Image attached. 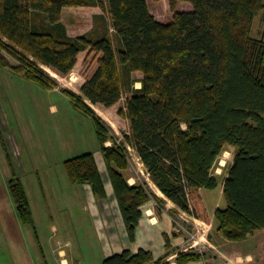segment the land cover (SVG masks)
Segmentation results:
<instances>
[{
	"label": "trees",
	"instance_id": "1",
	"mask_svg": "<svg viewBox=\"0 0 264 264\" xmlns=\"http://www.w3.org/2000/svg\"><path fill=\"white\" fill-rule=\"evenodd\" d=\"M177 2L192 10L176 11L162 24L146 0H0V67L47 90L57 83L41 65L86 80L81 95L67 89L63 94L95 122L131 242L143 207L155 201L162 208L165 200L147 182L130 183L125 144L85 102L111 108L125 89L126 110L119 112L130 121L125 138L152 182L179 210L209 225L203 192L220 184L227 207L214 211L215 231L229 242H245L264 231V39L252 36L264 0H173V10ZM78 7H99L103 14L95 16L99 26L92 32L71 37L62 11ZM135 72L143 74L139 89ZM227 150L232 160L219 183L213 170ZM64 167L72 185L86 184L96 198L108 197L94 153L68 159ZM7 186L20 223L33 224L20 177H11ZM166 242L170 251L168 236ZM169 257L155 260L150 251L125 250L102 264H170ZM201 259L196 252H179L175 262Z\"/></svg>",
	"mask_w": 264,
	"mask_h": 264
},
{
	"label": "rangeland",
	"instance_id": "2",
	"mask_svg": "<svg viewBox=\"0 0 264 264\" xmlns=\"http://www.w3.org/2000/svg\"><path fill=\"white\" fill-rule=\"evenodd\" d=\"M168 2L172 4L173 0H168ZM252 36L257 39H264V11L259 13L255 18ZM9 59L12 60L13 58ZM40 67L44 69L45 73L54 79L55 84L57 83L56 85H59L58 78L51 69L43 65ZM0 69V71H2V68ZM76 74L79 75V73ZM59 81L63 83L67 82L63 79H60ZM39 90L44 92L46 97L42 94L40 95V98H38L36 94L30 96L37 101V104H39L37 109L40 113V117L35 118L31 116L30 111L29 122L36 123L42 121L43 123L44 120H46L49 125H26L28 127L31 126V131L29 136L23 134L22 148L25 151V145H27L28 149L26 148L25 156H22L21 160L23 162L25 160L26 163L28 162L32 168L41 166L45 172L40 174V176L33 175V173H26V165L22 173L23 175L20 176L28 194L31 212L33 214V224L24 226L26 227L25 231L27 237L24 236L23 238L24 241H26V244L27 241L29 242V245L33 243V245H36V249H38L39 253H46L48 256L49 253L51 254L53 252L54 248H57V241H62V244H64L66 243L64 241L69 239L71 241V246H67L66 250L70 253L71 257L75 254L83 253L86 255L88 262L96 264V262H99L101 259V251L99 243H96L93 238L95 236L94 228L97 226L98 228H104L105 226L110 225V229L116 230L118 234L119 228L125 226L111 185L107 165L104 156L100 151V144L96 137L95 122L90 116L74 106L67 96H61L57 93L49 94L46 90L40 87ZM128 97V92L125 89L123 98L112 110H110L104 119V123L107 128L110 129V134L116 137L120 143H124L128 150L127 153L130 160V168L127 174L130 183L134 185L147 182L151 191L158 195L161 191L152 182L137 152L125 138V136L131 134L130 121L121 117L119 112L121 110H126ZM51 104H54L57 108L54 116L49 114L51 113ZM59 128L62 130V136H58ZM68 132L72 134V139L69 141L70 144L62 147L59 151L56 148L53 155H50L48 160H42L45 156L44 152L47 149V142L52 139L62 141V139L65 138L67 140L66 135ZM3 134V127L0 125V137H2L1 135ZM29 142H33L32 147H30ZM110 145L111 143H108V146ZM86 153H96L98 167L109 193L108 197L104 200L95 198L96 200L94 203L97 206H90L88 212L83 210V185L70 184L67 186L66 181L68 180V176L63 163L68 159ZM232 154L233 152L230 150L225 151L214 167L213 173L219 179V183L225 175L228 163L232 160ZM10 166H13L14 168L15 163H12L11 165L7 164V166L2 164L0 167V175L2 177L0 178V221L5 219L10 220L11 218L18 219L9 190H6L5 186L10 179L6 177L10 176L8 175ZM40 183H43L42 187H40ZM86 186L90 187L89 185ZM74 192H78L81 196L82 203H79L77 207H74L70 201V196H75ZM89 195L91 196L90 191ZM159 196L163 197L166 201L162 206L164 211L167 212L169 209L168 207L175 205L164 195ZM203 197L208 213L211 217L210 225L195 220L194 217L179 210L176 205L177 210H170V212L173 211V214H171L173 219L171 223L174 232L181 236L184 241L182 242L183 244L181 243L174 247L171 245V249H174V252L184 250L186 252L198 253L200 246H204L205 244L208 245L209 243L217 245L223 241L220 238V235L215 231L217 223L214 218V211L216 209H225L227 207L222 186L219 184L218 187L213 190H205L203 192ZM89 203L93 204V202L88 199V204ZM152 207V205L143 207L144 213ZM98 210L100 211V213L97 212L99 219H97L94 214V212ZM158 216L159 214L157 213L156 217ZM85 220H87L86 224L84 223ZM95 221H97V226ZM167 223H170L167 219L160 222L163 227H166ZM53 224L57 227L59 234L56 232V234H54V232H52L51 225ZM149 229L152 231L150 235L147 233L144 235V233H142L144 237L141 236L142 238H140V240L142 243L143 239L145 242L149 240L153 243L154 247L157 248L159 246V241H161L163 230H157V232L153 233L155 229ZM32 233L36 234L35 242H31ZM186 236L187 238L185 239ZM193 236H196V239H200V242L202 241L201 239L205 237V240L208 243L201 242V245L194 244L191 242ZM128 241L130 244L133 243L130 240ZM223 247L224 264H264V233L257 234L255 238H250V241L245 244H236L233 248L227 246ZM2 249L4 248L0 245V250ZM232 250L234 253H232ZM245 251L249 252L251 258L246 260V258H243V254L242 257L240 256V253ZM54 257L57 259L58 255H54Z\"/></svg>",
	"mask_w": 264,
	"mask_h": 264
},
{
	"label": "crops",
	"instance_id": "3",
	"mask_svg": "<svg viewBox=\"0 0 264 264\" xmlns=\"http://www.w3.org/2000/svg\"><path fill=\"white\" fill-rule=\"evenodd\" d=\"M146 1L148 3L150 12L154 15L157 21H159L162 24L170 23L173 20L176 11L192 10V6L184 2H177L175 4L176 10H173L172 7L173 2L172 4H170L168 0H146ZM101 14H103V12L99 7L64 8L62 11V22L66 26L69 36L79 37L92 32L97 26H99L95 22V16ZM108 22L110 24L109 17H108ZM110 34L111 36L114 35V31L112 29ZM10 62L14 66L18 65L16 60L12 59L10 60ZM56 77L58 78L57 80L59 82V85L50 88V90H47L41 87L40 85L28 80L24 75L13 72L11 69L2 68V71H0V125H2L4 130V134H3L4 136L1 135L3 139L2 137H0L1 140L0 167L2 164H5L7 166V164L11 165L12 163L13 164L15 163L14 168L13 166H10V168L8 167L9 168L8 175H10V176H6L8 178L13 177L14 175L15 176L19 175L18 177L22 176L23 175L22 173L26 165H27L26 173L29 174L33 173V175L40 176V174L45 172L43 171L44 169L41 166L40 167L38 166L37 168L36 167L32 168L28 162L26 163L25 160L24 162L21 160V157L25 156L26 148L28 149L27 145H25V151L22 148L23 134L29 136L31 131L30 128L31 126L28 127L26 125H49L47 124L46 120H44L43 123L42 121L36 123L29 122L30 111H31V116L35 118L40 117V113L38 112L37 109V106L39 107V104H37V101L33 99L30 95L36 94L37 97L40 98V95L42 94L46 97L45 93L39 90V87L46 90L47 93L49 94L57 93L61 96H66L65 94H63V90L67 89L78 95H81L82 88L86 82V80L82 76L76 74L75 72H72L67 77H61L56 74ZM133 78L138 80V82L135 85V88L136 89L141 88L142 85L140 81L143 79V74L141 72H135L133 73ZM60 79H63L67 82L63 83L59 81ZM85 102L88 105H90L96 111V113L103 119H105L107 114L110 112V110H112L115 107L113 106L111 108H105L100 104L93 105L88 100H86ZM50 109H51V113L49 114L51 116H54L55 111L57 110L56 106L54 104H51ZM61 131H62L61 128H59L58 136H62ZM66 136H67V140L65 138H63L62 141L52 139L49 142H47L48 144L47 149L44 152L45 156L42 158V160H46V159L48 160L50 155L51 156L53 155V152L55 151L56 148L59 151L62 147L69 145L70 144L69 141L72 139V134L68 132ZM29 145L30 147H32L33 142L32 143L29 142ZM94 154L96 157V153ZM0 178H2L1 175ZM66 183L67 186L71 184L69 180H67ZM39 185L40 187H42L43 183H40ZM5 186H6V190H8L7 184H5ZM82 188L84 190L83 210L85 212H88V210H90V206H94V207L97 206L94 203L97 198L92 193L90 187L83 185ZM89 191L91 192V196L89 195ZM74 194L75 196L73 195L70 196L71 197L70 201L74 207H77L79 203H82L81 196L79 195L78 192H74ZM158 195H163V194L160 192L158 193ZM88 199L92 201L93 204L91 203L88 204ZM151 205L153 207L149 208V210L146 213H144V216L137 229L136 240L132 244H130L128 241L129 239L125 227L123 226L120 227L117 234L116 230L110 229L111 228L110 225H107L104 228L103 227L98 228L97 221H95L97 227L94 228L95 236L93 238L96 243H99L100 251H101L100 252L101 259L99 260V262L97 261L96 264H102L106 258L111 257L115 254H120L125 250H130L133 254H136L140 249H144L146 251L152 252L155 257V260H159L165 257L168 253H170L168 262H170V264H176L175 261L177 254L179 252H186V251L178 250L174 252V249L168 251L166 247L167 245L166 236L170 238L171 241L170 245H172L173 247L184 242L183 238L174 232L171 223V221L173 220L171 214H173V211H175V209L177 210V208L175 205H172L171 207H168L169 209L166 212L164 211V209L160 208L155 201H151L146 206H151ZM171 209L174 210L170 212ZM97 212L100 213V211L98 210L94 212V214L97 217V219H99ZM156 212L159 214L158 217H156L157 214ZM165 219H167L170 223H167L166 227H163L160 224V222H162ZM195 220L199 222L201 221L196 218ZM84 223L86 224L87 220H85ZM22 226L19 219L17 218H11L10 220L5 219L3 221H0V245L2 248H4L0 250V264H50V263L51 264H92L91 262H88L86 255L83 253L75 254L73 257L70 256V253L66 250L67 246L68 247L71 246V241L69 239L67 241H64L66 242L64 244H62V241H57V248L56 249L54 248L53 252L51 254L49 253V256L46 253H39L38 249H36V245H33V243L29 245L28 241L27 244L26 241H24L23 237L26 236V231H25L26 227L24 226L22 227ZM51 227H52V232H54V234L56 233L59 234V231L54 224L51 225ZM149 228L155 229L153 233L157 232V230H163L162 238L161 241H159V246L157 248H155L153 243L149 240L145 242L143 239V243L140 240V238L144 237L142 233H144V235H146V233L150 235L152 231ZM261 233H264V231H259L254 235L250 236L247 241L239 242V243L229 242L226 239H224L222 236H220V238L223 240L221 241L220 244L215 245L209 243L207 245L211 247V249L209 250L211 264H224L223 246L233 248L236 244H245L248 241H250V238H255L257 234H261ZM31 235H32L31 242H35L36 234L32 233ZM197 235L199 236L198 233ZM186 238L187 236L185 237V239ZM201 240L202 242H207L205 240V237H203ZM204 246H206V244ZM233 250L232 253H234ZM242 254H243V258H246V260L248 258H251V256H249L250 255L249 252L245 251L240 253L241 257ZM54 255L55 256L58 255L57 259L54 257ZM190 264H201V261L193 262Z\"/></svg>",
	"mask_w": 264,
	"mask_h": 264
},
{
	"label": "built area",
	"instance_id": "4",
	"mask_svg": "<svg viewBox=\"0 0 264 264\" xmlns=\"http://www.w3.org/2000/svg\"><path fill=\"white\" fill-rule=\"evenodd\" d=\"M191 240H192V242L194 243V244H199V245H201V242H200V240L199 239H196V236H193L192 238H191ZM211 249V247L210 246H200L199 247V251H198V253L201 255V257H202V259H201V264H211V262H210V252H209V250Z\"/></svg>",
	"mask_w": 264,
	"mask_h": 264
}]
</instances>
